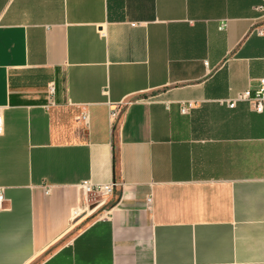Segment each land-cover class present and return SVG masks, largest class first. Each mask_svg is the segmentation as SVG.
<instances>
[{"label":"crops","instance_id":"1","mask_svg":"<svg viewBox=\"0 0 264 264\" xmlns=\"http://www.w3.org/2000/svg\"><path fill=\"white\" fill-rule=\"evenodd\" d=\"M263 6L0 0V264H264Z\"/></svg>","mask_w":264,"mask_h":264},{"label":"built area","instance_id":"2","mask_svg":"<svg viewBox=\"0 0 264 264\" xmlns=\"http://www.w3.org/2000/svg\"><path fill=\"white\" fill-rule=\"evenodd\" d=\"M256 11L262 14L261 17V25L257 28H255V32L258 36L263 37L264 36V6L256 8ZM226 27V22H221L219 24L218 30L223 31ZM102 37H105V35L102 32H99ZM54 87L53 85H49L47 88V96L50 98L54 94ZM237 102H246L253 104L254 109L258 113H262V104H264V78L260 80L259 82V88L254 92L246 91L244 93H241L235 97L234 100H231L227 102V107L229 109H233L235 107V104ZM111 113V119L114 121L117 116L119 115L118 111L116 109L110 111ZM182 113H185V111L182 109ZM85 124L87 121V116L82 115L80 118ZM2 128H3V119L0 113V135L2 134ZM117 188H120V190L123 189V185L120 183H116L115 181H111L109 184H103V185H92L89 182H83L78 186V190L81 191L84 195L85 202L89 204V202H95L99 204L102 200L111 197L115 192ZM97 200V201H95ZM150 199L146 200V203L149 204ZM4 203V196L1 193L0 190V208L2 207V204Z\"/></svg>","mask_w":264,"mask_h":264},{"label":"rangeland","instance_id":"3","mask_svg":"<svg viewBox=\"0 0 264 264\" xmlns=\"http://www.w3.org/2000/svg\"><path fill=\"white\" fill-rule=\"evenodd\" d=\"M98 215H99V213H95V214H93V218H92V220H94L95 217H98Z\"/></svg>","mask_w":264,"mask_h":264}]
</instances>
